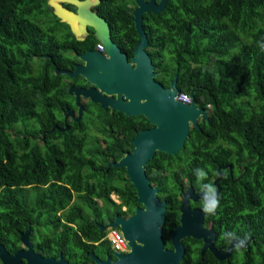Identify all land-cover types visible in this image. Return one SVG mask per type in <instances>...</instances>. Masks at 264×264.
Instances as JSON below:
<instances>
[{"label": "trees", "instance_id": "1", "mask_svg": "<svg viewBox=\"0 0 264 264\" xmlns=\"http://www.w3.org/2000/svg\"><path fill=\"white\" fill-rule=\"evenodd\" d=\"M131 7L134 0L95 5L110 39L127 53L138 39ZM61 26L66 24L52 14L47 0H0V237L14 233L16 238V231L30 228L48 231L52 247L96 251L105 246L110 253L105 231L94 222L129 215L140 205L124 170L106 165L107 157L94 152L85 132L42 143L34 137L49 128L59 112L57 102L68 96L62 75L52 73L43 55L57 46L75 48L78 41L70 32L61 39L48 33L47 28L53 32ZM142 27L156 79L167 86L176 73L179 92L191 93L196 106L207 111V119L198 129L191 127L175 154L156 152L146 163L156 195L165 202L164 246L171 247L170 233L178 223L184 188L176 179L179 167L194 184L196 169L207 172L202 183H208L225 164L219 207L204 215L203 225L211 222L215 247L233 237L246 242L219 260L207 250L199 252L200 240L184 237L178 264H264V0H166L159 12L142 14ZM91 40L90 45L96 42ZM52 101L56 111L50 110ZM111 155L116 160L121 152ZM229 171L237 175L233 182Z\"/></svg>", "mask_w": 264, "mask_h": 264}, {"label": "water", "instance_id": "2", "mask_svg": "<svg viewBox=\"0 0 264 264\" xmlns=\"http://www.w3.org/2000/svg\"><path fill=\"white\" fill-rule=\"evenodd\" d=\"M99 0H47L52 12L66 23L75 38H82L83 26L87 24L93 28V36L103 46V51L86 50L77 54L83 61L74 64L72 71L55 68L56 73H63L70 77L77 74L94 83L96 89L69 88L68 92L77 99L81 94L90 101L99 103L103 108L109 106L125 116H144L152 127L142 129L130 140L131 152H125L116 161L108 162L114 167H124L125 174L135 189L134 199L140 205L133 208L127 216L115 215L106 225H97L99 231L107 227H117L126 239L128 250L112 252L113 260L106 256L99 260L92 255L95 264H178L184 254V237L199 239L202 242L200 251L209 250L216 259L229 256L234 244L239 247L246 240L237 242L230 240L225 250L213 246L214 232L202 226L203 212L198 208H190L188 200L202 199L203 193H193L191 186L181 192L178 210V224L170 233L171 247L164 246L162 238V224L165 219V202L157 197L158 189L150 186L144 173V167L156 152L167 155L175 154L186 139L189 125L198 129L197 118L203 122L207 119V111L197 107L189 93L188 103L175 99L179 92L175 85L176 73L167 87H163L153 77L154 65L145 50L147 37L142 28V14L151 11L159 12L166 0H134V8L130 12L138 40L132 48V56L125 61L123 55H117L116 46L111 41L109 27L106 21L94 11L91 5ZM61 2L74 5L75 11L65 8ZM125 62V63H124ZM99 68L100 71H97ZM112 94L115 96L113 97ZM124 97V99L121 98ZM78 112L81 105L78 104ZM216 183V181L214 182ZM218 191L219 186L216 184ZM28 230L21 232L19 237L25 245L24 249L12 255L0 244L1 264H18L20 257H24L25 264H67L59 257L57 260L32 254V247L28 241Z\"/></svg>", "mask_w": 264, "mask_h": 264}, {"label": "flooded vegetation", "instance_id": "3", "mask_svg": "<svg viewBox=\"0 0 264 264\" xmlns=\"http://www.w3.org/2000/svg\"><path fill=\"white\" fill-rule=\"evenodd\" d=\"M155 1H158V0H155ZM61 4L65 8L72 10V11H75L76 7L74 5L67 3V2H61ZM133 8L134 7H131L130 12ZM90 10L94 11L97 15H99L96 11L97 9L95 8V5H91ZM52 14H53V12H52ZM54 16L56 17V15H54ZM99 16H101V15H99ZM53 26H54V24L52 25V27ZM52 27L47 28L48 33L52 34V35H56V37L58 39H61L64 33H67V32L71 33L70 28L67 24H66V27L61 26V29L57 28L53 32H52ZM82 30H83V33L81 34V37H82L81 39L75 38V36L71 33L73 36V39L78 41V43H76V44L73 42L75 45V48L65 50L63 47L57 46V48L50 49L51 53H44L43 54V55H45L46 58H48L51 66H52V68H51L52 73L62 75L60 80L64 82L66 93L68 96H67L65 101L57 102L56 105L59 106V112H57L56 115H54V117L51 118V123H50L49 128L43 129V131H41L40 133H38L34 137L38 141H40L39 143H42L43 141H45L47 139H49V140L55 139L56 135L57 136L60 135V137H63V135L64 136H66V135H78V136L82 135L83 136V134L85 132V136L87 137L88 142L90 144H92V146H94V152L97 153L98 155L106 156L107 157V159L105 160L106 165H111V164H108V162L118 160V158L123 156L125 152H131L133 146L131 145L130 140L140 130L152 127V124H150L148 122V120L142 115L125 116L122 113V115H123V117H122L119 114L121 112H119L115 109H111L109 106H106L105 108H103L99 105V103L92 102V101H90V99L88 97H84L81 94L79 95L77 102H76L75 95L73 93L68 92V89L70 87L71 88H82V89H88V88H93V89L95 88L96 89L94 83L86 80L80 74H77L74 77H70L66 74L55 72V68L60 69V70L72 71L74 68V64H82L83 63V61H81L77 57V54L83 53L86 50H96L95 45L98 41L94 42L92 45L89 44L90 42H93V40H91V37H93L95 39V37L93 36V28L87 24H84ZM113 43L116 46L117 52L120 55H123V57L125 58V61L127 63V61H129L130 57L132 56V48H133L135 43L131 47L130 53H127V51L125 49H123L122 47H120L117 43H115V42H113ZM88 46H90V47H88ZM145 50L148 54L147 45L145 47ZM98 51H100V50H98ZM148 56H149V54H148ZM33 58L37 59L36 56H34ZM150 61L154 65L151 58H150ZM97 71H100L99 68H97ZM153 71L155 72V75L153 78L158 83H160V81L158 79H156V76L158 75V71L155 70V65H154ZM161 85L163 87L168 86V85L164 86L163 84H161ZM112 96L114 97L115 95L112 94ZM121 98L124 99L123 96H121ZM50 103H51V104H49L50 110H55V103L53 101ZM78 104L81 105L80 112H78V109H79ZM197 107H199V106H197ZM199 122L201 123L200 118H197V123H199ZM191 127L192 126L189 125L188 131L191 129ZM53 130H56L59 133H51L50 134V132ZM46 135H47V137H46ZM111 151L112 152H121L120 157H118L116 160H112ZM118 168H122L124 170V174H125L124 167H118ZM225 168H229V165H225V164L218 165L216 170H215V174L212 177H210V181L208 182V183L213 184L214 187H216V184L219 186V189L217 191V195L219 194V191L221 189L220 185L218 183L219 178L221 176L220 169H225ZM179 170H180V167H179ZM179 170H177L176 179L179 182H182L184 184V188L183 189L181 188L179 190L178 201L180 202V200L182 198L181 192L184 191L188 186H191L193 193L202 192L201 187H200L202 182L198 181V179H195L194 180L195 183L193 184L188 178H185L180 173ZM144 173L149 180L150 186L157 187L154 184V182L150 180V177L147 176V174H146V164L144 167ZM160 174L164 175L165 171L161 170ZM125 176H126V174H125ZM236 179H237V175H233L229 171V181L233 182ZM215 181H216V183H214ZM157 189H158V187H157ZM109 196L114 202H119V199L117 198V195L115 193L111 192L109 194ZM97 201L100 204V200H97ZM179 202H178V206H179ZM188 205L190 206V208H198V209L202 210V199L201 198H198L197 200H191L190 199V200H188ZM122 208L124 209V206ZM202 212H203L202 226L206 227V228H210L214 232V229H213L210 221L207 222L205 225H203V219H204V215L206 213L203 210H202ZM121 216H124V215H121ZM125 216H127V215H125ZM178 216H179V210H178ZM177 221H178V217H177ZM107 223L102 224L100 222H94L96 227L99 224L106 225ZM97 229H98V227H97ZM25 230L16 231L15 232V233H17L16 238H15L14 233L12 235H9V236H3L2 235L0 237V244L2 245L3 249L8 253V255H12L16 251L25 248V245L23 244V242L20 240V237H19L20 233L24 232ZM98 231H99V229H98ZM99 232H101V231H99ZM48 235H49L48 231H45V233L42 232L41 230H36V229L31 231L29 228L27 237H28V241L31 244L33 255H38L40 257H49V258H52L55 260H57L59 257H61V259L63 261H65L67 264H95L94 260L92 259V255L99 260H103L106 256H109V258L111 260L114 259V257L112 256V252L114 250L111 249L110 245H109V247L111 249L110 253L108 251V248L105 246L102 248L97 247L96 251H94L92 249L91 250H85V248H83L81 246L80 247H68V248L65 247L62 249L58 245H57V247L56 246L52 247V241ZM42 238H45V240H44L45 245H42V241H41ZM214 239H215V232H214ZM214 239H213V242H214ZM232 239L239 242L238 239L233 237V238L228 240L227 245L229 244L230 240H232ZM82 240L86 241L84 238H82ZM197 240H199V239H197ZM89 242L92 243L93 245H97L99 241H89ZM200 242H201V240H200ZM227 245L226 246L221 245V246L215 247L214 243H213V246L215 248H221L222 250H225ZM201 246H202V242H201L200 247H199L200 253H202L203 251L206 250L205 249L203 251H200ZM236 246L237 245L234 244L233 248L230 251L229 256L226 258H229L231 256L233 249L237 248ZM239 249H242V248L239 247ZM63 250H64V253H63ZM67 250H68V253H66ZM207 251H209V250H207ZM63 254H65V255H63ZM25 263H26L25 258L20 257L18 264H25ZM0 264H1V260H0Z\"/></svg>", "mask_w": 264, "mask_h": 264}, {"label": "clouds", "instance_id": "4", "mask_svg": "<svg viewBox=\"0 0 264 264\" xmlns=\"http://www.w3.org/2000/svg\"><path fill=\"white\" fill-rule=\"evenodd\" d=\"M195 174L198 181H204L207 179V172L204 169H196ZM201 191L203 192L202 196V210L208 215H214L217 208L219 207V197L217 195V189L211 183H201ZM228 237L233 236L234 234H226ZM239 244H237V250H239Z\"/></svg>", "mask_w": 264, "mask_h": 264}, {"label": "built area", "instance_id": "5", "mask_svg": "<svg viewBox=\"0 0 264 264\" xmlns=\"http://www.w3.org/2000/svg\"><path fill=\"white\" fill-rule=\"evenodd\" d=\"M95 49L102 51V44L97 42L95 45ZM175 99L185 103H188L190 101V97L182 92H178L175 96ZM104 238L108 241L111 249L120 252H125L128 250L126 239L123 237L122 233L117 227L106 228Z\"/></svg>", "mask_w": 264, "mask_h": 264}, {"label": "rangeland", "instance_id": "6", "mask_svg": "<svg viewBox=\"0 0 264 264\" xmlns=\"http://www.w3.org/2000/svg\"><path fill=\"white\" fill-rule=\"evenodd\" d=\"M33 60L36 61V60H38V59H34V58H33ZM37 62H38V61H36L35 64H34L35 67L37 66ZM42 229L45 231V228H42Z\"/></svg>", "mask_w": 264, "mask_h": 264}, {"label": "bare ground", "instance_id": "7", "mask_svg": "<svg viewBox=\"0 0 264 264\" xmlns=\"http://www.w3.org/2000/svg\"><path fill=\"white\" fill-rule=\"evenodd\" d=\"M117 55H120L118 52H117V50H116V52H115Z\"/></svg>", "mask_w": 264, "mask_h": 264}]
</instances>
